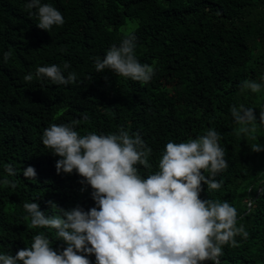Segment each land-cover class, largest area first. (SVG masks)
I'll return each instance as SVG.
<instances>
[{
  "label": "trees",
  "instance_id": "trees-1",
  "mask_svg": "<svg viewBox=\"0 0 264 264\" xmlns=\"http://www.w3.org/2000/svg\"><path fill=\"white\" fill-rule=\"evenodd\" d=\"M28 2L0 0V253L14 256L41 233L58 253L66 247L55 229L29 227L25 202L38 203L46 215L57 208L96 206L90 185L82 184L75 170L57 174L60 157L42 144L51 124L79 121L75 130L81 136L116 133L120 127L130 135L138 132L152 149L151 168L135 165L141 178L159 170L169 141L186 142L208 128L217 130L228 167L215 177L222 187L209 190L202 183L200 198L228 201L238 212L237 226L249 233L247 239L235 237L238 247H223L221 264H264V150H251L253 144L264 149L259 123L264 86L258 93L241 91L244 80L264 77V0H41L65 19L50 33L37 27L36 10L27 9ZM125 27L135 34L139 62L154 65L147 84L109 69L95 71L94 58L118 46ZM65 63L70 67L63 70ZM53 64L66 77L75 72L77 82L24 81L37 66ZM240 104L253 108L255 140L238 133L241 125L231 107ZM9 164L15 175L7 173ZM29 166L36 171L34 179L23 175ZM4 179L16 187L5 186ZM88 259L96 264L94 254Z\"/></svg>",
  "mask_w": 264,
  "mask_h": 264
},
{
  "label": "clouds",
  "instance_id": "clouds-1",
  "mask_svg": "<svg viewBox=\"0 0 264 264\" xmlns=\"http://www.w3.org/2000/svg\"><path fill=\"white\" fill-rule=\"evenodd\" d=\"M26 7L36 10L39 29L50 33L54 26L65 23L62 13L51 4L29 0ZM135 40L133 32L125 33L118 46L113 44L103 58H94L95 71L109 69L117 76L149 83L155 68L136 58ZM11 55V49L4 52L5 63ZM69 67L65 63L63 70ZM63 70L55 64L37 66L34 74L23 79L75 84L77 74L69 72L66 77ZM261 81L244 80L241 91L258 93L264 86V77ZM231 115L241 125L238 133H247L255 140L257 118L253 108L233 105ZM78 123L51 124L43 132L42 144L60 157L55 163L57 174H72L75 170L83 178L80 182L90 185L96 206L84 211L79 206L65 210L52 204L58 212L46 215L38 203L25 202L23 208L28 215L24 219H30L29 227L55 229L66 247L58 253L50 247L47 235L35 234L30 247L18 250L14 256L0 253V264H90L88 256L93 254L96 264H221L225 245L235 248L239 246L236 236L248 238L244 226H237L238 212L228 201L200 198L202 183L209 190L222 187L223 182L215 177L228 167L217 130L208 128L203 135L186 142L169 141L159 160V170L141 178L135 165L151 168L148 158L152 149L138 132L130 135L120 127L116 133L81 136L75 130ZM259 123L264 125V107L260 108ZM251 150L264 149L253 144ZM202 170L210 176L206 177ZM6 171L16 174L11 164ZM23 175L34 179L37 174L29 166ZM2 183L16 187L8 179Z\"/></svg>",
  "mask_w": 264,
  "mask_h": 264
},
{
  "label": "rangeland",
  "instance_id": "rangeland-1",
  "mask_svg": "<svg viewBox=\"0 0 264 264\" xmlns=\"http://www.w3.org/2000/svg\"><path fill=\"white\" fill-rule=\"evenodd\" d=\"M134 25H135V23H134ZM130 30H131L130 27H125V28H123V31H125V32H128V31H130Z\"/></svg>",
  "mask_w": 264,
  "mask_h": 264
}]
</instances>
